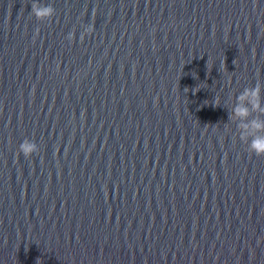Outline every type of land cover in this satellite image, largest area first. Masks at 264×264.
I'll list each match as a JSON object with an SVG mask.
<instances>
[{
    "label": "water",
    "instance_id": "1",
    "mask_svg": "<svg viewBox=\"0 0 264 264\" xmlns=\"http://www.w3.org/2000/svg\"><path fill=\"white\" fill-rule=\"evenodd\" d=\"M33 2L0 0V264H264L232 115L264 110V0Z\"/></svg>",
    "mask_w": 264,
    "mask_h": 264
},
{
    "label": "clouds",
    "instance_id": "2",
    "mask_svg": "<svg viewBox=\"0 0 264 264\" xmlns=\"http://www.w3.org/2000/svg\"><path fill=\"white\" fill-rule=\"evenodd\" d=\"M31 13L38 19L43 20L44 18L51 19L55 15V8L51 4L41 5L39 0H34L31 4ZM38 31V30H37ZM94 31V25H88L84 29V33H91ZM84 33L81 34V41L84 39ZM68 40L74 39V32H69L67 37ZM238 103L232 110V115L239 117L241 120L245 121L241 126L247 130L249 127L254 129L257 134L250 135L248 139V151L255 154L256 156H264V135H259L260 132H264V120L253 119L247 121L249 116V108L247 105L239 103L240 101L247 100L251 104L254 110H261L260 107V88L258 84H255L251 88H245L237 96ZM216 105H219L218 99L214 101ZM231 118V117H229ZM244 138V133H241V140ZM38 145L34 140L25 138L22 143H20L18 148V154L22 153L25 157L31 156L33 153L38 152Z\"/></svg>",
    "mask_w": 264,
    "mask_h": 264
}]
</instances>
